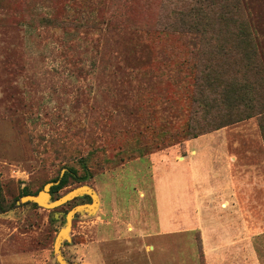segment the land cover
<instances>
[{"label": "rangeland", "instance_id": "obj_1", "mask_svg": "<svg viewBox=\"0 0 264 264\" xmlns=\"http://www.w3.org/2000/svg\"><path fill=\"white\" fill-rule=\"evenodd\" d=\"M182 1L0 0V264H57L65 214L90 197L48 210L20 196L63 167L86 179L68 178L52 200L83 185L99 199L61 245L70 264H264V210L246 230L232 211L229 242L231 207L218 198L231 175L262 163L264 116L188 138L190 113L204 117L196 84L225 60L188 29L164 31ZM241 1L264 61V0ZM230 55L233 69L241 57ZM220 146L226 161L239 156L232 172L213 157Z\"/></svg>", "mask_w": 264, "mask_h": 264}, {"label": "trees", "instance_id": "obj_2", "mask_svg": "<svg viewBox=\"0 0 264 264\" xmlns=\"http://www.w3.org/2000/svg\"><path fill=\"white\" fill-rule=\"evenodd\" d=\"M182 2L180 6H176V11L174 9L169 11L170 18L169 22L165 23L167 28L164 27V31L172 26L190 30L199 41L203 40L204 50H215L214 54L219 55L226 63L224 67L206 69V73H202V83L196 84L198 96L192 98V105L202 111L204 117L200 121H194L191 120L190 113L186 123L190 130L185 131L188 138L195 139L257 115L264 116V61L258 51L259 44L252 33L251 18L243 2L241 0ZM144 33L146 37H154L149 34V30ZM232 51H236L241 57L240 61L233 63L234 70L230 67ZM237 74H240L241 82H237ZM191 121L194 123L193 126L190 124ZM62 169H66L62 176L49 181L58 182L51 188V195L66 186L68 178H76L74 168ZM85 179V176L76 178L80 182ZM39 191L34 193L23 191L20 198L36 195ZM16 207L15 204L11 206L12 209Z\"/></svg>", "mask_w": 264, "mask_h": 264}, {"label": "crops", "instance_id": "obj_3", "mask_svg": "<svg viewBox=\"0 0 264 264\" xmlns=\"http://www.w3.org/2000/svg\"><path fill=\"white\" fill-rule=\"evenodd\" d=\"M236 147H237V145L236 146L232 145L230 150L238 152V148H236ZM211 150H212V148H211ZM225 150H226V147L225 148H223L221 146L218 148L214 147L213 148V151H214L213 157L216 158L218 155H222L220 157L222 159H224L226 156L223 153V151H225ZM249 151L251 152L253 150L251 149ZM263 156H264V154H263ZM238 157L239 156L235 153L234 155H231V157L228 161H226L224 159V163H228L230 172H232V165H233L232 162L237 161ZM249 158L252 159L253 161H255L254 160L255 159L254 154H252V153L248 154L247 159H249ZM214 165L216 166V163H213V166ZM246 171H247V173L244 174L243 176H240V177L234 178L231 175L229 182L226 181V184H228L227 190L225 189V190L220 191V195L218 197V198L223 199L225 201L228 199L229 203L228 202L227 203L231 207L229 210V213H230L229 221H226L224 224L225 227L226 226L229 227L228 228L229 229L228 235H224L225 239L229 242H232L235 240L234 237L236 236L237 226H238L237 219L232 217L233 212L239 211V213L242 214L241 218L243 219V227L246 230L248 225L250 223H253L252 218H251L253 215L252 211H255L256 209L264 210V159L259 166L256 165L251 170L247 169ZM238 181H241L242 188H240L237 185ZM258 184H260V185H258ZM259 186H261L260 191H256L255 187H259ZM249 199H251L252 202H250ZM253 199H254V201H253ZM255 199L261 200V202L255 201ZM240 200H242V201H240ZM243 200H247V201H243ZM233 202L235 203V206H232ZM224 207H225V205H224ZM255 214L261 215V213L260 214L255 213ZM249 220H251V222H249ZM259 221H260V217L258 218V222ZM219 225H221V229H223L222 228L223 223H220ZM215 264H224V261H222L221 258L220 259L217 258V259H215Z\"/></svg>", "mask_w": 264, "mask_h": 264}, {"label": "water", "instance_id": "obj_4", "mask_svg": "<svg viewBox=\"0 0 264 264\" xmlns=\"http://www.w3.org/2000/svg\"><path fill=\"white\" fill-rule=\"evenodd\" d=\"M57 184L58 182L56 183L48 182L36 195L23 196L21 197L20 202L34 203L42 208L53 210L74 200L77 197L83 195L90 197L91 199L90 204L77 205L65 214V224L59 230L55 240L54 252L56 254L57 264H70L65 260V258L61 254L60 251L61 245L63 242L69 240L68 234H69V230L71 229V224L75 216L81 212L94 213L98 208L99 199L96 192L91 187L83 185L70 190L69 192H67L66 194H64L59 198L52 200V195L50 191L51 188ZM71 264H78V263H71Z\"/></svg>", "mask_w": 264, "mask_h": 264}]
</instances>
